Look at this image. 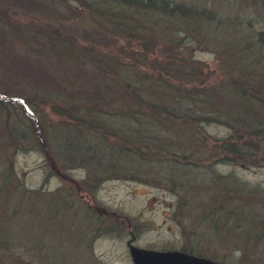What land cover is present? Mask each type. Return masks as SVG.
<instances>
[{
	"label": "rangeland",
	"instance_id": "rangeland-1",
	"mask_svg": "<svg viewBox=\"0 0 264 264\" xmlns=\"http://www.w3.org/2000/svg\"><path fill=\"white\" fill-rule=\"evenodd\" d=\"M83 1L0 0V173L2 169L6 171L4 167L8 163L16 181H21L36 195L40 193L35 206L29 203L16 215L21 219L14 217L17 221L1 223L0 230L12 243L0 245V264H132L127 244L131 239L134 245L159 250L196 244L206 247L197 250L211 251L232 264H264V231L257 233L263 228L250 230L254 220L252 213H264V156L256 166L235 161L214 166L215 173L234 184L251 188L254 198H248L237 209L228 201L222 204L212 199L201 205L192 201L190 193L187 195L189 190L179 189L180 181L184 180L188 186L194 182L197 189L203 187L198 200L211 197L215 190L206 181H200L197 173L190 172L193 168L180 165L179 161L185 159L182 150H170L175 153L168 158L177 161L176 165L152 163L151 160L164 159L150 156L148 149L139 150L140 154L146 153L143 157L120 154L110 142L104 145L101 134L78 124L75 110H71L74 117L69 119L59 106L64 104L60 99L77 98L90 108L95 106L104 111L114 109V104L118 102L119 106L120 101L125 100L124 89L118 91L109 85L112 80H103L101 69L78 62L83 60L78 52L82 46L94 48L93 59L105 62L103 67L110 70L107 74L114 81L137 84L131 65L139 64L143 68L137 69L143 71L144 78L156 82L155 89L162 88L157 81L165 80L162 75L166 72L177 90L184 91L193 82L200 90L207 88L204 90L207 93L216 91L219 81L226 78L222 72L234 63L236 54L240 56L234 64L237 72H241L243 62L239 60L243 58L248 60L258 55L264 63V48L251 39L264 28V0H260L262 3L256 0H177L227 15L224 24L217 26L200 18L196 21L173 19L153 12L141 17L149 29L146 37L134 36V48L119 52L118 37L113 45L111 37L97 29L88 16L87 6L81 5ZM112 11L119 15L126 13L124 8L115 6ZM192 30L212 34L204 37ZM213 41L222 45L214 46ZM230 44L240 47L221 56V47ZM76 52L77 60L72 58H77ZM116 55L112 65L108 57L112 59ZM195 69L201 72L195 81L178 86V80L188 78ZM254 75H263V72ZM102 88L107 90L104 96L100 94ZM130 93L133 95L132 91ZM18 102L27 115L18 108ZM62 118L68 121L63 124L72 127V132L74 123L81 128L77 130L83 133L82 143L89 144L88 147L94 142L102 145H97L102 151L94 154L98 157L84 156L91 164L70 163V166L55 160L59 169H52L39 139L34 136L29 148H21L24 145L20 132L37 134L35 119L48 124V127L44 125V130L49 136L50 127L64 121ZM106 120L113 127L135 125L124 117L112 116ZM147 126L151 127V123L143 127ZM66 130L61 133H68ZM206 131L216 137L231 133L228 126L218 123L209 124ZM57 134L53 130L50 141L59 143ZM97 160L105 162L104 167L116 163L118 168L112 167L105 174L103 170L94 173L90 165L95 166ZM139 160L144 161L137 162ZM180 166L189 172L184 178L178 171ZM165 174L173 176L171 181L174 182L163 178ZM206 174L212 178L214 172L206 171ZM84 182L90 187L79 190ZM16 202L18 207L19 202Z\"/></svg>",
	"mask_w": 264,
	"mask_h": 264
},
{
	"label": "trees",
	"instance_id": "trees-1",
	"mask_svg": "<svg viewBox=\"0 0 264 264\" xmlns=\"http://www.w3.org/2000/svg\"><path fill=\"white\" fill-rule=\"evenodd\" d=\"M256 1L262 3L260 0ZM81 5L87 6L88 16L95 22L98 30L102 33L106 32V34L111 37L113 45L117 43V40H120V42L116 44L120 45V47L117 48L118 52L124 49H133L134 36L143 38L146 35L149 29L144 21H142L143 19L141 17L147 14H153V12H161L162 15H168L173 19L181 18L183 20L189 19L196 21V19L200 18L208 23L215 22L214 24L217 26L219 23H221L220 26L223 25L224 18L227 16L218 11V13L215 12V9L210 10L203 8L201 10L199 6L195 4H187L177 0H85ZM112 6L118 7L119 9L124 8L126 13L123 15L113 13V11L111 12ZM192 31L198 32V35L204 37H208L212 34H202L199 31ZM251 33L250 31V36L253 34ZM116 37H118L117 40H115ZM251 39L254 41L253 43L256 42L264 48V28L255 35H252ZM213 45L218 46L222 44H216L213 41ZM227 46L221 47V51H219L221 56L240 47L239 44H230ZM230 46L232 48H229ZM78 52L83 56V60H78V62L83 64L86 63L93 68L97 67V69H101L102 79L106 81L112 80V82H109V85L114 86L118 91L124 89L126 97L125 100L120 101L119 106L118 102L114 104V109L106 108L104 111L101 110L103 111L101 114L102 116L100 115V108H96L95 106L90 108L84 101L78 100L77 98L70 99L72 101L55 98L64 102V104H59V106L67 113L69 119L70 117L73 119L74 116L71 114V110H75L78 124L91 128L90 131L101 134V140L104 142V145L110 142L109 144L113 148H116L120 154L125 153L131 157L133 155L143 157L147 156L146 153L143 152V154H140L139 150L148 149L150 150V156L164 159L151 160L152 163L159 162L164 165L172 163L176 165L175 162L177 161H171L168 157L173 155L178 149L182 150V152L185 153L182 154L185 159L179 161L180 165L193 168L190 169V172L197 173L196 176L197 178L199 177L200 181H206L207 185L212 186L211 189L215 190L211 197L207 196L206 198L204 197V199L198 200V194L202 193L203 187L197 189L196 183L193 182L192 186H188L184 180H181L182 182L180 181L179 183L181 188L179 189L184 191L189 190L187 191V195L189 196L190 193L192 201L195 203H200L202 205L205 200L208 201L209 199H212L211 201L214 203L222 204L228 201L230 205H235L237 209L243 206V203L248 198L255 197L253 196L254 194L251 188L245 185L239 186L234 184L230 179L215 173L214 166L234 161L241 164L251 163L256 166L258 165L259 158L264 156V63L260 60L258 55L254 56L252 59L246 60V58H243L239 60L243 63L241 72H237L235 71L236 67H234V64L238 61L240 56L236 54L235 57L237 59H235L234 63L231 64L229 68L226 67L224 72H222L223 76L226 77L225 80L222 82L219 81V86H217L216 91L207 93V91H204L207 88L200 90L201 88H198L193 82L190 87L184 89V91L177 90L170 83L166 72V75H162L166 79L157 81V84H160L162 88L155 89L156 86H154V84L156 82L144 78L146 75H142L143 71L141 72L137 69V67L143 68V66L139 64L131 65L134 67L132 72L137 77V84H128V82L120 80L114 81L111 79L113 77L108 76L110 70L103 67L105 62L102 63L96 61L97 59H93L95 53L93 47L84 48L82 46L81 50ZM240 52L243 53V50ZM76 55L77 58L74 56L72 57L75 60L78 59L77 52ZM111 57L112 56H109L108 58L113 65V63H115L113 60L116 61L118 56L116 55V57L112 59ZM261 72H263V75H254L255 73ZM200 73L201 72L196 69L194 71L192 70L188 78L184 77L178 80V86L183 87L186 85V82L195 81V78L198 77ZM250 74H253V76L246 77V75ZM98 75L100 76V74ZM106 81H104L105 84ZM129 90L133 92V95H131ZM106 93L107 90L105 88L100 90V94H103V96ZM15 103L17 102L15 101L14 104ZM19 103L20 102H18V104ZM127 105L130 106L125 108ZM18 108L27 115L21 103ZM112 116L127 118L129 123L133 121L135 125L132 123V125L113 127L110 122L106 120L107 118H112ZM61 120L64 121L58 122L57 125L50 127L49 130L50 133L56 130V134L58 133L56 138L60 137L59 143L54 140L50 141V133L49 136H47L44 125L48 127V124H42L41 119L39 121L35 119L34 126H36L37 134L32 135V131L31 134L28 135L25 134V131L20 132L19 138L21 144L24 145L21 146V148H29V143L33 142V138L35 137L39 139L40 146L44 149L47 162L53 166L52 169H59L57 165L59 161L64 165L70 166L71 164H79L81 162L91 164L92 161L85 160L84 156L89 155L87 157H90L91 155L92 157H98V155L94 154H101L102 151L97 145H102L93 141L95 144L88 147L87 145L89 144H84L82 143L83 141H81L82 139L80 137H83V133L77 130L81 128L70 121L74 123L73 127L75 131L72 132V127H67V124H63L68 121H66L65 118ZM147 122L151 123V127H143ZM159 123L162 125H158ZM215 123L228 126L231 133L228 136H213L206 131V127L209 124ZM59 124L60 126H58ZM62 127L63 129H67L68 133L62 134L61 132H64ZM124 127H126V129ZM48 143L50 145L49 147ZM56 146L58 151L55 153L54 148H56ZM184 148H186V150ZM171 149L175 152L171 153ZM52 153L55 156H53ZM141 161L144 160H139L137 162ZM137 162L135 161L134 163ZM105 164V162L97 160L95 166L90 165V169L94 170V173H99L103 170L105 174L109 171L108 169H112V167L116 165V163H113L111 165L112 167H104L103 165ZM182 166L178 167V171L183 173L184 178L186 177L185 174L189 172H186L184 169L185 167ZM115 168H118V166ZM165 168L168 170V167ZM4 169H6V171L2 169L0 173V227L3 221H17V218L14 217H18L16 215H18L20 210H23L22 208L26 207L29 203L35 206L36 196H40V193L36 195L33 191L27 189L21 181H16L14 174L10 173L12 170L8 163H6ZM206 171H213V177L215 179L212 180L213 177H209ZM168 175L169 174H165L163 178H166L167 181H171L173 176ZM173 182L174 181H171V183ZM86 187H90L88 182H84V186H80L78 189L87 190ZM229 191L230 193L238 195L234 197ZM16 197L17 199H15ZM201 197L203 198L202 194ZM16 200L19 202L18 207ZM250 200L251 199H249L247 203ZM252 216L254 220L250 230L254 229L257 231L259 229L258 227H260L263 229L257 233L264 231V213L260 212V215L252 213ZM233 217L234 215L232 218ZM10 243H12L11 239L5 236L2 230H0V245L4 247L5 244L9 246Z\"/></svg>",
	"mask_w": 264,
	"mask_h": 264
},
{
	"label": "water",
	"instance_id": "water-1",
	"mask_svg": "<svg viewBox=\"0 0 264 264\" xmlns=\"http://www.w3.org/2000/svg\"><path fill=\"white\" fill-rule=\"evenodd\" d=\"M130 251L135 264H220L178 250H148L132 245Z\"/></svg>",
	"mask_w": 264,
	"mask_h": 264
},
{
	"label": "flooded vegetation",
	"instance_id": "flooded-vegetation-1",
	"mask_svg": "<svg viewBox=\"0 0 264 264\" xmlns=\"http://www.w3.org/2000/svg\"><path fill=\"white\" fill-rule=\"evenodd\" d=\"M133 239H131L127 244L129 246V254H130V259H131V262L132 264H135L134 262V259L132 257V254H131V251H130V247L132 245H134L132 243ZM191 242H195V240H191ZM136 247H140V246H137V245H134ZM140 248H144V249H148V250H159V249H154V248H146V247H140ZM200 248H206V247H201V246H196V244H191V246H182V247H179V248H174V249H166V250H159V251H171V250H178V251H181V252H184V253H187L189 255H193V256H197V257H200V258H205V259H208V260H211V261H214V262H218L220 264H232L231 262H228L226 261L225 259H221L220 257H217V256H214V253H211L209 251H199L197 249H200ZM225 255H227V253H223Z\"/></svg>",
	"mask_w": 264,
	"mask_h": 264
}]
</instances>
